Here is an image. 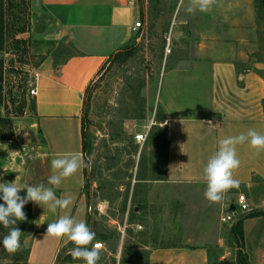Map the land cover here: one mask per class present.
Masks as SVG:
<instances>
[{
  "label": "crops",
  "instance_id": "0c3cea01",
  "mask_svg": "<svg viewBox=\"0 0 264 264\" xmlns=\"http://www.w3.org/2000/svg\"><path fill=\"white\" fill-rule=\"evenodd\" d=\"M188 4L189 0L183 5L178 0L176 7L186 12ZM32 6L53 20L57 47L37 67L36 95L30 98L29 112L19 118L14 140L0 142V183L16 179L18 187H53L47 183L53 174L52 159L73 152L84 157L86 92L115 54L144 30L133 27L142 19L141 26L146 24L145 0H32ZM233 12V18L222 20L171 22L172 56L160 83L157 120L166 142L162 173L155 179L161 183H206L203 168L221 139L249 129L264 134V76L259 63L249 66L260 50V25L240 18L241 9ZM236 150L241 163L233 178L252 193L264 184V151L257 154L247 142ZM8 170L12 173L5 176ZM84 189L82 168L53 189L57 197H75L68 209H58L54 215L31 201L25 264L58 262L71 242L46 236L48 223L64 214L87 223L90 207ZM247 214L233 222L243 218L241 249L246 246L264 257V215L244 218ZM183 244L149 248L148 264H210L206 246ZM259 261L263 264L264 258Z\"/></svg>",
  "mask_w": 264,
  "mask_h": 264
},
{
  "label": "rangeland",
  "instance_id": "374dc122",
  "mask_svg": "<svg viewBox=\"0 0 264 264\" xmlns=\"http://www.w3.org/2000/svg\"><path fill=\"white\" fill-rule=\"evenodd\" d=\"M5 1V48L3 97L0 108L12 125L31 109L27 98L31 71L56 49L55 24L32 0ZM178 0H145V26L134 42L106 64L86 96L85 116L88 152L93 163L86 168V195L91 204V226L95 242H102L98 264H148L149 248L167 245L206 246L210 264H262L253 250L247 251L233 233L234 223H223L220 216L244 194L251 210L264 209V184L252 193L239 186L227 191L219 203L204 196L206 183L170 184L155 180L162 173L166 148L160 118L159 95L164 68L171 63L169 43L171 22L181 19L240 18L259 22L260 50L249 66L259 63L264 76V0H217L210 12L178 11ZM233 7V9H229ZM239 17V16H238ZM143 22V19L141 20ZM24 28V32H18ZM18 41V42H16ZM150 127L145 142L135 135ZM10 143V141H7ZM18 148L23 151L22 146ZM12 171L5 172V176ZM176 199L178 203L176 202ZM190 199L189 203H184ZM32 231V230H31ZM0 231V264H25L26 237L21 249L9 254L2 244L8 234ZM59 264H85L72 258ZM264 264V263H263Z\"/></svg>",
  "mask_w": 264,
  "mask_h": 264
},
{
  "label": "clouds",
  "instance_id": "9594fccd",
  "mask_svg": "<svg viewBox=\"0 0 264 264\" xmlns=\"http://www.w3.org/2000/svg\"><path fill=\"white\" fill-rule=\"evenodd\" d=\"M183 5V0H180ZM217 0H189L187 13L210 12L216 5ZM248 143L251 149L257 154L264 151V134L254 129H249L246 134L229 136L219 141L218 150L208 159L203 168V179L206 182L204 192L205 198L210 203H219L224 194L232 188L239 187V181L233 178L234 170L240 167V160L237 155V145ZM93 158L89 156L87 162L79 152L67 153L61 157L51 160L53 174L48 178V185H24L17 186L16 179L13 182L0 183V224L9 229V232L2 240L3 248L14 254L21 249V230L16 227L17 221L26 220L23 211L24 206L32 201L38 205L46 206L52 214L58 209H68L73 204L75 197L72 194H65L57 197L54 187L61 185L62 181L72 177L82 168L91 169ZM26 190V196L21 197L19 193ZM44 208V207H43ZM46 236L56 239L67 238L74 244V247L67 250V255L73 260H83L85 264H98L101 259L103 244L95 242L96 233L85 221H77L69 214L60 215L54 222L48 223ZM91 246V247H89Z\"/></svg>",
  "mask_w": 264,
  "mask_h": 264
},
{
  "label": "trees",
  "instance_id": "16d2710c",
  "mask_svg": "<svg viewBox=\"0 0 264 264\" xmlns=\"http://www.w3.org/2000/svg\"><path fill=\"white\" fill-rule=\"evenodd\" d=\"M5 1L4 0H0V52L4 50L5 48V42H6V31H5ZM25 29L24 28H20L18 32H24ZM18 42V41H16ZM128 48V47H126ZM122 49L121 51H119L118 53L115 54L114 58L121 52H124L125 49ZM112 58V60L114 59ZM3 72H4V62L3 59L0 58V108L3 106L4 103V97H3V87H2V81H3ZM93 82L90 84L87 92H86V96L88 97L89 93H90V89L92 86ZM86 97H85V102H84V110H83V153H84V158H85V162H86V156H87V152H88V144H87V132H86V116H85V105H86ZM6 125L10 126L12 125V121L10 119L9 116L7 117H3L1 115V111H0V142H7V141H11L13 138V133L12 131L10 133H6L5 130L3 129V127H5ZM84 172H85V187H86V167L84 168ZM19 195L21 197H25L26 196V190H22ZM88 198V204L91 210V204H90V198L89 195L87 196ZM3 200L0 199V204H3ZM23 211L26 214V220L24 221H17V225H15L16 227H18L21 232L23 233L21 238H24L27 236V234L29 232H31L32 230V214H31V201H29L25 206ZM259 215H264V209L263 210H255V211H250L248 212V214L244 217H253V216H259ZM243 218H240L237 220V222L234 224L233 226V233L236 236L237 240L240 242V240L242 239V232H241V224H242ZM87 224L88 226L92 229L91 226V212H89L88 214V220H87ZM6 230H9L8 228H5L2 224H0V231L6 232ZM74 247V244L71 242L58 256V262L56 264H59V262H65L68 261L69 259H71L72 257L67 255V250L69 248ZM91 247V246H89ZM27 256H28V250H27ZM241 256H242V252L239 251L238 254V260L240 264H243V261L241 260ZM27 260V257L25 259V262Z\"/></svg>",
  "mask_w": 264,
  "mask_h": 264
},
{
  "label": "built area",
  "instance_id": "2783aa9c",
  "mask_svg": "<svg viewBox=\"0 0 264 264\" xmlns=\"http://www.w3.org/2000/svg\"><path fill=\"white\" fill-rule=\"evenodd\" d=\"M141 26V22L138 21L135 23L133 30L137 31ZM166 51L169 53V43L167 44V49ZM39 78V72L37 68L33 69L31 71L30 79H29V88L27 90V98H31L36 95V83ZM150 127H147L144 129L141 133H138L135 135V140L137 142H145L148 134H149ZM251 211V206L248 203V200L244 194H239L236 204L233 206H229L227 211L223 213L220 217L221 222L223 223H231L236 220V218L242 216L245 213H248ZM102 243V242H100Z\"/></svg>",
  "mask_w": 264,
  "mask_h": 264
},
{
  "label": "water",
  "instance_id": "95a60500",
  "mask_svg": "<svg viewBox=\"0 0 264 264\" xmlns=\"http://www.w3.org/2000/svg\"><path fill=\"white\" fill-rule=\"evenodd\" d=\"M67 42H68V41H66L65 43H63V44L61 45L60 50H62V49L64 48V46H65V44H66Z\"/></svg>",
  "mask_w": 264,
  "mask_h": 264
}]
</instances>
